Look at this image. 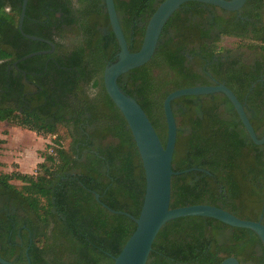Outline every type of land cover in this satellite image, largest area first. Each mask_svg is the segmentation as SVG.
Listing matches in <instances>:
<instances>
[{
    "label": "trees",
    "instance_id": "16d2710c",
    "mask_svg": "<svg viewBox=\"0 0 264 264\" xmlns=\"http://www.w3.org/2000/svg\"><path fill=\"white\" fill-rule=\"evenodd\" d=\"M163 1L113 0L130 52L139 51L146 25ZM48 2L64 20L55 16L61 31L56 63L44 71L41 60L38 86L29 89L39 91L37 96L23 97L17 85L7 88L0 63V122L52 137L57 145L48 146L51 152L42 155L34 173L0 174V257L12 264H113L136 226L102 205L137 218L145 192L132 134L103 85V72L116 61L119 46L105 0ZM19 15L20 8L11 21L16 24ZM36 35L53 41L50 30ZM66 35L74 38L68 48L61 43ZM224 38L237 41L233 50L221 46ZM11 43L0 40V62ZM213 78L232 91L260 139L264 0H246L236 12L185 3L165 24L150 61L117 84L142 108L165 146L166 96L213 86ZM171 109L177 128L172 170L180 174L171 177L170 209L210 205L247 221H258L263 213L264 224V145L251 141L227 98L180 97ZM189 169L200 171L184 173ZM226 258L264 264V247L251 230L183 217L159 230L146 264H220Z\"/></svg>",
    "mask_w": 264,
    "mask_h": 264
},
{
    "label": "water",
    "instance_id": "95a60500",
    "mask_svg": "<svg viewBox=\"0 0 264 264\" xmlns=\"http://www.w3.org/2000/svg\"><path fill=\"white\" fill-rule=\"evenodd\" d=\"M188 2H197L218 7L227 12H236L244 6L246 0H164L150 17L141 47L139 51L134 53L127 48V42L118 22L113 0H105L110 27L119 46V52L116 55V61L107 66L103 72V85L107 96L123 116L132 134L145 176V192L137 218L121 211H113L102 205L111 213L129 217L136 226L119 255L113 258V264H146L153 241L159 230L167 222L183 217L210 218L233 228L251 230L260 239L264 247V224L261 221L241 220L221 208L210 205H193L175 209L169 207L171 177L180 174L172 170V157L177 136L176 123L171 109L173 100L186 96L222 93L237 113L251 141L257 146L264 144V134L260 139L256 138L242 105L232 91L224 84H217L183 88L169 93L163 102L166 123V142L163 146L142 108L134 99L125 95L117 84L120 76L150 61L165 24L175 11ZM26 5L27 0H22L18 22L20 32H22ZM24 37L30 40H40L28 35H24ZM192 170L199 169H189L184 173ZM95 198L98 200L97 194ZM0 264L12 263L0 257ZM220 264H239V262L235 258H226Z\"/></svg>",
    "mask_w": 264,
    "mask_h": 264
},
{
    "label": "flooded vegetation",
    "instance_id": "af4514ba",
    "mask_svg": "<svg viewBox=\"0 0 264 264\" xmlns=\"http://www.w3.org/2000/svg\"><path fill=\"white\" fill-rule=\"evenodd\" d=\"M45 1L47 0H27L22 22V32H20L18 27L19 18L15 24L11 21L10 17L15 16L18 8H20L21 13L22 0L21 3L19 0H0V40L13 41L10 44L11 50L7 52L9 54L8 57L2 59L0 62L4 65V81H6L7 88L17 85L20 89H23V97L37 96L39 92L29 89H34L38 86L37 79L41 76L39 71L41 69V60L44 61L43 70L46 71L49 63H56V58L59 56L57 53V43L59 40L57 34H60L61 31L58 32L56 30L54 20H56V17L59 20H64L62 18L63 15L52 8L50 2L45 3ZM59 2L66 4L68 0H59ZM48 30L52 33L51 37L53 41H50L45 36L36 35L39 32L45 33ZM24 35L40 40H30L24 37ZM29 46L36 47V50L28 51L27 48ZM213 82L214 85L223 84L214 78ZM258 221L262 223L263 213Z\"/></svg>",
    "mask_w": 264,
    "mask_h": 264
},
{
    "label": "rangeland",
    "instance_id": "374dc122",
    "mask_svg": "<svg viewBox=\"0 0 264 264\" xmlns=\"http://www.w3.org/2000/svg\"><path fill=\"white\" fill-rule=\"evenodd\" d=\"M71 39L66 35L61 39V43L72 45ZM236 45L237 41L233 38H224L221 43V46L228 50H233ZM0 140H4V144H0V174H10L13 171L32 174L36 164L43 161L42 155L51 152L48 146H57L52 137L35 134L5 122H0ZM11 183L17 187L21 186L19 182Z\"/></svg>",
    "mask_w": 264,
    "mask_h": 264
}]
</instances>
